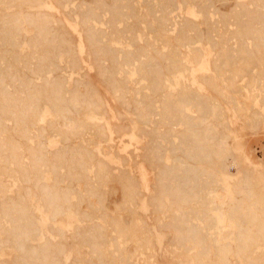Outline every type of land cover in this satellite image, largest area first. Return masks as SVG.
Masks as SVG:
<instances>
[{"label": "bare ground", "instance_id": "1", "mask_svg": "<svg viewBox=\"0 0 264 264\" xmlns=\"http://www.w3.org/2000/svg\"><path fill=\"white\" fill-rule=\"evenodd\" d=\"M254 63L264 0H0V264H132L143 198L172 231L143 264H264V171L229 140L250 109L217 82L264 91Z\"/></svg>", "mask_w": 264, "mask_h": 264}, {"label": "rangeland", "instance_id": "2", "mask_svg": "<svg viewBox=\"0 0 264 264\" xmlns=\"http://www.w3.org/2000/svg\"><path fill=\"white\" fill-rule=\"evenodd\" d=\"M110 1L111 0H109V2ZM154 1H156V0H154ZM201 1L202 0H199V3H201ZM212 1H213V4L217 7H219L222 11H228L229 8L234 4V0H212ZM107 16L103 17V20H107ZM216 19H217V17L215 18V20ZM234 19H235L234 17L233 18L231 17L230 19H227V20H229L231 23H233ZM215 20L213 22H215ZM217 21H218V19H217ZM235 25H236V23H235ZM235 25L231 26V28L233 27V29H234ZM202 27H205V25L203 24ZM251 66H255V63L251 64ZM260 68L261 69H259L258 64H256V66L254 68L251 67L248 70V72H245L244 80L239 81L238 84H242V85L245 84L244 82L247 80V78L249 76H251L253 78L254 77L260 78L261 81H258L257 83L258 84L260 83L259 85H261V87L264 88L263 87V85H264V81H263L264 71L262 70V67H260ZM89 74L92 75L93 71H90ZM232 75L233 74L230 71H223L222 76L217 73V82H219L221 84V86L224 88V90L230 92L232 95L239 96L242 104L245 105V103H246V106L250 110L247 113V115H245V117H239V118L236 117L237 119L234 118L233 122L231 121L232 122L231 127L234 128L233 130H235V131L231 132L229 140H230L231 144H233V147H234V150L236 151V153H240V154L242 153L241 154L242 159L246 164H248L249 166H255L257 168L261 167L262 171H264V119L262 116V114H264V106H263L264 105V91L259 92V91L255 90V92H254L252 90V88H251V90L250 89L248 90V88H244V90L248 91L249 94H251L253 92L255 93V94L253 93L254 96L259 94V96L257 97L256 100L251 101V99L247 98L248 93H246V91L241 90L238 92L237 90H234L232 87L226 86V82L225 83L223 82L224 81L223 78L228 79ZM246 84H247V81H246ZM207 89L213 91V93L215 95L218 94L216 89H212L211 87L210 88L207 87ZM221 100L223 101V103L225 105H228V106L233 105V103L231 101L228 102L223 98H221ZM259 101H261V102H259ZM260 103H262V104L260 105ZM251 106L253 108V110H252L253 112L251 111V109H252ZM256 112H257V114H256ZM259 112L261 115H258ZM248 114L250 115V117ZM260 117H262V118H260ZM230 167H231L230 171L232 173H235L237 166L232 165ZM149 168H150V166H149ZM144 170L147 173L146 174L147 179L150 180L151 179L150 172L147 171L146 167ZM110 186L111 187L114 186V188H110V189L108 188V194H107L108 201H106L108 204L111 202L112 199H116L117 202L120 200L119 185L117 183H110ZM247 195L248 194H246V196ZM142 200L143 201H141L142 202L141 206L139 207V209L141 210L140 215L143 216L148 222H151L150 227L153 229L152 234H153V239H154V244H155L154 247L155 248L152 249V248L141 247V244H135V243L127 244L126 249L130 253H135L136 251H137V253L141 252L139 254V256H135L136 260L134 262H132V264H143L144 260H145V262L153 261V259L154 260L156 259V261H157L160 258L161 244L162 243L168 244L170 242V238L172 236L171 230H167L164 227H160V225L155 221L154 214L152 215L150 213L151 207H150V202H148V199L143 198ZM110 205L114 209V206L112 204H110ZM123 211H121L122 218L125 222H128L131 219V216H130L131 213H129L127 211H124V212ZM168 220H170V219L167 218L166 221H168ZM152 255H154V256H152ZM97 260L98 259L95 256L90 258V259H88L86 257L83 259H74L75 262L72 264H90L91 262H94V261L96 262ZM146 260H148V261H146ZM71 261L72 260H70V262Z\"/></svg>", "mask_w": 264, "mask_h": 264}]
</instances>
